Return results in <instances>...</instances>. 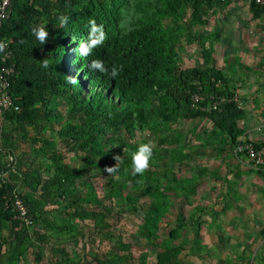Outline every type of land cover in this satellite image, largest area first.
<instances>
[{
  "label": "trees",
  "instance_id": "1",
  "mask_svg": "<svg viewBox=\"0 0 264 264\" xmlns=\"http://www.w3.org/2000/svg\"><path fill=\"white\" fill-rule=\"evenodd\" d=\"M203 2L208 6L225 3L192 0V23L205 22L199 13ZM177 3L139 0L131 7L126 0L18 1L2 21L0 38L8 40L11 55L7 65L12 71L6 86L11 104L0 108V264H26L27 247L47 245L51 235L59 242L48 246L53 258L47 264H120L121 255L116 252L89 253L88 257L87 252L68 251L65 247L67 237L83 235L79 225L85 220L104 231L118 249L126 245L119 234L106 229L112 206L101 204L90 182L75 181L77 172L113 166V156H121L118 171L106 173L105 178L115 195H119L126 180H133L137 194L148 204L138 234L152 239L160 218L169 209L170 198L189 192L185 179L177 177L171 167L172 162H183L185 154L182 147L166 146L171 142L168 127L183 118L206 117L219 150L233 148L242 134L237 121L244 110L231 100L235 92L226 77L215 66L182 67L174 53L166 49L170 39L161 18ZM249 10L257 17L264 8L251 1ZM42 15L46 16L43 26L48 32L45 44L32 33L34 27L42 25ZM62 15L67 17L65 26L59 22ZM90 19L103 26L107 38L91 55L82 57L79 45L88 40ZM203 57L209 58L207 51ZM45 59L48 68L42 66ZM93 60L102 61L108 73L91 70L88 65ZM113 66L119 69L115 78L110 75ZM69 77L77 83H70ZM193 95L197 103L191 106ZM220 96L225 101L219 102L216 109L210 108L211 101ZM60 103L63 110H58ZM54 124L59 125L63 148L81 158L78 169L53 149V140L42 135ZM27 127L34 133L31 138ZM136 129L156 135L149 168L142 175L131 172L130 152L146 143L131 142ZM120 132L122 142L116 141ZM28 139L30 145L25 143L28 148H23L21 143ZM207 171L204 167L195 169L198 175ZM15 197L22 201L29 224L15 217L11 205ZM122 199L126 210L136 209L138 196L125 194ZM54 208L62 212L59 223L49 219ZM175 219L182 220L179 215ZM180 228L182 225L175 223L162 235L153 264H178L175 259L185 244L196 242L178 240ZM34 256L38 258L39 253Z\"/></svg>",
  "mask_w": 264,
  "mask_h": 264
},
{
  "label": "rangeland",
  "instance_id": "2",
  "mask_svg": "<svg viewBox=\"0 0 264 264\" xmlns=\"http://www.w3.org/2000/svg\"><path fill=\"white\" fill-rule=\"evenodd\" d=\"M126 1L128 6L134 7L139 0ZM191 1L178 0L177 6L161 18L162 28L170 39L165 44L167 51L174 53L182 67L219 68L230 89L242 97L244 108L259 107V103L264 101V22L253 19L248 10L236 3L208 6L203 2L199 13L205 22L192 23ZM45 22L46 16H40V24ZM205 51L209 54L208 59L203 57ZM59 108L64 109L62 103L58 105ZM53 127L43 131L42 135L53 140V149L60 152L66 163L78 169L81 158L63 148L58 135L59 125L54 124ZM27 130L30 138L33 137L34 133L29 127ZM167 130L171 134V142L166 146L182 147L181 151L185 154L183 162H172L171 167L177 177L185 179L189 192L185 196L179 194L170 198L169 209L160 218L154 239L138 234L148 204L145 197L137 194L133 180H126L119 195H115L105 178L107 174L104 169L89 167L77 172L75 181L90 182L101 204L112 206L106 217V229L119 234L126 245L118 249L104 231L93 228L90 220H85L79 225L83 227V235L67 237L69 241L64 243L66 249L87 252L88 257L93 253L116 252L121 255L120 264H153L162 235L167 234L175 223H180L182 228L178 231V240L185 238L196 242L190 243L191 246L185 244L175 259L178 264H264V223L261 221L264 207L252 202L247 188L243 192L233 189V179L228 175L232 167V148L219 150L216 138L211 133V122L206 117L183 118ZM117 137L116 141L122 142L120 138L123 133L120 132L119 139ZM140 141L151 142L156 147V135L147 129L134 131L131 142ZM25 143L30 145V139L21 143L23 148L27 147ZM162 154L168 161L166 151ZM198 167L208 171L198 175L195 172ZM115 177L118 179V176ZM77 187L81 188V185ZM125 194L138 196L134 202L135 210H126L122 199ZM54 209L49 219L59 223L63 219L62 212L58 211L59 208ZM176 215L181 216L182 220L177 221ZM54 238L51 235L47 245L28 246L24 258L26 264H47L53 258L48 246L53 241L59 242ZM35 252L39 253L38 258H35Z\"/></svg>",
  "mask_w": 264,
  "mask_h": 264
},
{
  "label": "crops",
  "instance_id": "3",
  "mask_svg": "<svg viewBox=\"0 0 264 264\" xmlns=\"http://www.w3.org/2000/svg\"><path fill=\"white\" fill-rule=\"evenodd\" d=\"M252 0H228L225 4L236 3L242 9L248 10L253 19L262 20L264 22V11L257 17H253L249 10V5ZM263 8V7H262ZM236 94V93H235ZM239 100L244 103L242 97L237 95ZM244 114L241 119L237 121V124L242 129V134L245 139L251 141L256 149L264 152V101L259 103V107H246L242 108ZM233 159H230L232 164L231 175L233 189L240 191H246L251 194L252 202L256 206L264 207V171H257L251 168L244 159L239 155L233 154ZM226 180V178H224ZM259 217V215H258ZM261 221L264 223V213L261 215Z\"/></svg>",
  "mask_w": 264,
  "mask_h": 264
},
{
  "label": "built area",
  "instance_id": "4",
  "mask_svg": "<svg viewBox=\"0 0 264 264\" xmlns=\"http://www.w3.org/2000/svg\"><path fill=\"white\" fill-rule=\"evenodd\" d=\"M18 1H32V0H0V25L2 21L6 20L13 11L14 4ZM228 1V0H221ZM256 5L264 8V0H252ZM0 43L6 46L3 51H0V108H6L11 104L9 94L6 91L7 76L11 73L12 69L7 65V60L10 58L11 50L8 46V41L0 38ZM231 100L237 107L243 108V103L239 100L237 94L232 95ZM225 101L223 96L211 101L210 108L216 109L219 102ZM197 103L196 95L191 98V106ZM234 155L241 156L244 161L253 169L264 171V152L256 149L253 143L243 136H238L235 145L232 148ZM3 175L0 174V180ZM12 208L15 212V217L23 220L25 224H29L30 220L26 217V209L22 201L15 197L12 201Z\"/></svg>",
  "mask_w": 264,
  "mask_h": 264
},
{
  "label": "clouds",
  "instance_id": "5",
  "mask_svg": "<svg viewBox=\"0 0 264 264\" xmlns=\"http://www.w3.org/2000/svg\"><path fill=\"white\" fill-rule=\"evenodd\" d=\"M59 22L61 26L67 24V17L60 16ZM89 24V35L87 42H81L79 45V54L82 57H87L91 55L92 50L102 45L106 40V33L102 25H97L94 19L88 21ZM32 33L35 35L37 40L41 44H45L48 39V32L45 30L43 25H38L32 29ZM8 41V40H7ZM4 43H0V51H3L5 48ZM42 66L44 68L49 67V61L47 59L42 61ZM88 67L91 70L98 71L100 73H108V69L104 66V63L100 60H93L90 62ZM119 69L116 66L111 68L110 75L115 78L118 75ZM70 83H77V80L73 77H69ZM152 148L153 145L149 143H141L138 145L135 151L130 152L131 157V172L133 175L143 174L149 168V162L152 157ZM113 159L116 161L113 166H105L104 171L108 174H112L118 171V166L122 163L121 156L115 155Z\"/></svg>",
  "mask_w": 264,
  "mask_h": 264
}]
</instances>
